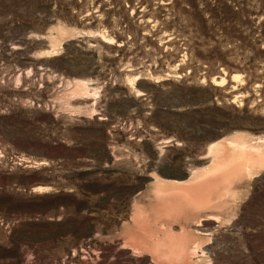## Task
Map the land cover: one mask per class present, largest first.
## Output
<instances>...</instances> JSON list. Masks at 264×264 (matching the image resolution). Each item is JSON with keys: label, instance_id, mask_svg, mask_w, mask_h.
Wrapping results in <instances>:
<instances>
[{"label": "rangeland", "instance_id": "rangeland-1", "mask_svg": "<svg viewBox=\"0 0 264 264\" xmlns=\"http://www.w3.org/2000/svg\"><path fill=\"white\" fill-rule=\"evenodd\" d=\"M263 149L264 0H0V264H264Z\"/></svg>", "mask_w": 264, "mask_h": 264}, {"label": "bare ground", "instance_id": "bare-ground-1", "mask_svg": "<svg viewBox=\"0 0 264 264\" xmlns=\"http://www.w3.org/2000/svg\"><path fill=\"white\" fill-rule=\"evenodd\" d=\"M233 139L235 138V137H232ZM235 139H239L238 137L237 138H235ZM227 140V139H226ZM222 142V141H221ZM225 142V141H224ZM237 141H226V147L228 146V147H230L231 149L230 150H232V149H235V151L237 150V152L236 153H238L239 152V154L241 153V155L243 156V154L245 153V154H247V153H252L251 155H256V156H260V149H259V147L257 146V145H247L244 141H238L237 143H236ZM219 146V145H218ZM221 147V146H220ZM225 147V148H226ZM218 147H217V144H215V143H213V144H210L209 145V151H208V155L210 154L211 155V153H209L212 149H217ZM221 150V149H220ZM264 150V149H263ZM233 151L234 150H232V153H233ZM262 151V150H261ZM214 152H215V150H214ZM213 152V153H214ZM247 152V153H246ZM212 153V154H213ZM215 154V153H214ZM238 154V155H239ZM219 155V154H218ZM233 155V154H232ZM264 155V154H263ZM215 156V155H214ZM240 156V155H239ZM242 156H241V158H242ZM216 157V156H215ZM215 157H214V159H215ZM239 158V157H238ZM237 158V159H238ZM212 159H213V157H212ZM258 159V158H257ZM236 161V160H235ZM255 161V160H254ZM258 161V160H257ZM233 162V161H232ZM241 163V162H240ZM259 163H260V166L261 167H264V158L261 156L260 157V160H259ZM253 164H255L254 162H250V160L249 159H247L246 161H245V163H244V171H245V174H249L250 173V168H252V166H254L255 167V165H253ZM257 164V163H256ZM230 165V164H229ZM258 166V165H257ZM235 168V167H234ZM254 169V168H253ZM238 172V171H237ZM237 172H236V174H237ZM239 174V173H238ZM234 175V174H233Z\"/></svg>", "mask_w": 264, "mask_h": 264}, {"label": "trees", "instance_id": "trees-1", "mask_svg": "<svg viewBox=\"0 0 264 264\" xmlns=\"http://www.w3.org/2000/svg\"><path fill=\"white\" fill-rule=\"evenodd\" d=\"M103 127V131L106 132L107 126L105 124H100Z\"/></svg>", "mask_w": 264, "mask_h": 264}]
</instances>
